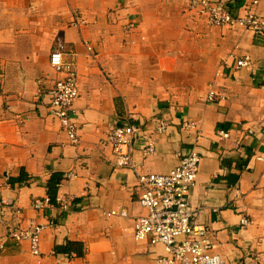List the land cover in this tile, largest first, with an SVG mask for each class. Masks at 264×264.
Instances as JSON below:
<instances>
[{
	"label": "crops",
	"instance_id": "0c3cea01",
	"mask_svg": "<svg viewBox=\"0 0 264 264\" xmlns=\"http://www.w3.org/2000/svg\"><path fill=\"white\" fill-rule=\"evenodd\" d=\"M189 1L0 0V200L18 208L23 223L45 226L38 256L0 226V264H163V246L133 237L134 220L146 215L138 177L165 175L190 154L199 161L187 201L212 253L264 264V40L209 25ZM208 1L234 19L264 18V0ZM60 46L65 59L78 57L77 144L47 112L57 79L49 57ZM230 55L250 65L238 69ZM160 121L168 128L144 158L143 139ZM126 124L140 128L134 168L119 167L99 144ZM53 175L55 205L36 213L32 202L48 199ZM117 209L127 217L106 216ZM68 243L82 255L57 252Z\"/></svg>",
	"mask_w": 264,
	"mask_h": 264
},
{
	"label": "built area",
	"instance_id": "2783aa9c",
	"mask_svg": "<svg viewBox=\"0 0 264 264\" xmlns=\"http://www.w3.org/2000/svg\"><path fill=\"white\" fill-rule=\"evenodd\" d=\"M261 0H255L257 5ZM190 11L204 18L209 25L221 27H241L252 30L261 35L264 40V18L250 14L245 18H232L225 7L220 3L208 0H190ZM152 24V23H151ZM90 54L91 48L87 47ZM230 58L235 57L230 55ZM77 55L70 53L66 56L60 46L49 57V66L55 71L57 79L50 91V103L47 107L48 115L56 119L62 130L67 134L72 144L79 139L77 130L71 121L73 115V102L78 96L77 91ZM236 67L244 68L250 65L249 58L235 59ZM215 100V93L211 89L206 95V101ZM191 127V125H190ZM168 126L163 121L155 124L143 139L142 156L149 157L155 150V137L164 134ZM140 128L133 124H126L112 129L99 142L107 146L117 159L119 167L134 168L130 151L138 144ZM223 139L229 137L228 133L219 131ZM177 167L165 175H141L138 177L140 189L139 205L146 211L145 216L138 217L133 222L132 232L136 241H147L150 245H161L166 257L161 259L163 264H234L229 258L212 253V244L207 238L204 227L194 224V211L189 207L187 197L195 185L198 176V157L195 154L181 155ZM72 174L65 178L70 179ZM59 208L65 209L64 200L57 199ZM49 199L34 200L32 209L40 213L49 208ZM11 216L7 220V216ZM20 210L12 203L0 200V226L5 228L6 235L15 242H29L31 253L38 256L39 241L45 226L36 221L23 223ZM107 217L126 218L124 209L112 210L106 213ZM243 228L251 226L245 217H240Z\"/></svg>",
	"mask_w": 264,
	"mask_h": 264
},
{
	"label": "trees",
	"instance_id": "16d2710c",
	"mask_svg": "<svg viewBox=\"0 0 264 264\" xmlns=\"http://www.w3.org/2000/svg\"><path fill=\"white\" fill-rule=\"evenodd\" d=\"M60 180V177L57 175H53L50 177L46 184V194L48 196V199L50 201V205L54 206L55 205V197H56V190L58 186V182ZM80 257L82 255V250L78 244H72L68 243L65 247L63 248H58L57 252H64V251H72Z\"/></svg>",
	"mask_w": 264,
	"mask_h": 264
}]
</instances>
